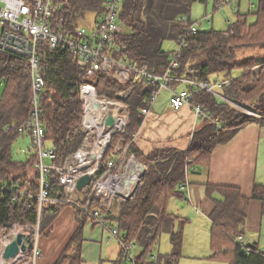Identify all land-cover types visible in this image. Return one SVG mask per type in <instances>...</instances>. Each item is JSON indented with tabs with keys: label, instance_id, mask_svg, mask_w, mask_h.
<instances>
[{
	"label": "trees",
	"instance_id": "obj_1",
	"mask_svg": "<svg viewBox=\"0 0 264 264\" xmlns=\"http://www.w3.org/2000/svg\"><path fill=\"white\" fill-rule=\"evenodd\" d=\"M57 1L62 4L61 13L68 33L83 26L82 21L88 12L93 13L92 23H96L102 15L105 2ZM206 1L122 0L119 21L125 31L117 34L115 40L124 48L113 55L117 58L126 57L139 66L147 65L151 71L160 73L167 66L171 54L163 50V41L174 40L177 43L186 35L179 51L177 73L202 81H210L213 76L229 78V85L220 88L219 93L244 104L250 102L257 112L264 115V0H257L256 9L246 14H241L238 5H235L237 17L225 30L197 29L195 33L186 34L193 23L190 20L193 4ZM220 2L225 0H214L213 10L219 9ZM249 15L253 16L252 21L248 19ZM242 51L245 55H240ZM40 54L41 73L45 82L41 98L45 142L49 141L54 150L52 163L60 165L81 145L84 138L80 126L82 104L78 86L87 79L84 68L67 49L50 48L44 43ZM233 68L241 70V74L233 77ZM94 79L100 96L114 98L119 91L132 88L125 99L129 111L128 123L122 133L112 136L104 165L106 158L112 156L115 145L120 143L146 167L135 196L122 204L117 214L110 215L102 207L109 226L117 227L127 242L139 248L135 255L137 264H178L182 257V235L186 219L167 210L169 199L184 197V192L178 188L179 184L187 180L190 168L208 166L211 153L217 145L231 140L247 123H263L264 119L239 113L227 101L207 91L198 90L194 100L201 104L207 117L201 116V123L189 133V147L178 149L154 145L143 152L135 141L145 119L141 108L147 106L153 87L144 81L118 83L105 74H96ZM0 81L3 83L0 93V185L4 186L0 188L1 232L15 223L36 224L37 199L30 198L28 193H36L38 190V171L35 168V153L30 154L25 161H16L11 156L12 141L22 133L18 128L27 120L30 111L31 78L26 60L0 52ZM180 86L191 88L186 82ZM30 167H34L33 175L28 173ZM49 181L51 196L62 191L58 177L52 170ZM13 185L19 187L20 193L11 202L10 187ZM206 195L213 202L208 215L212 250L210 258L226 264H264V254L256 245L246 246L234 240L243 231L249 199L261 200L264 209L263 187L255 184L251 197H246L238 187L206 183ZM65 206L73 208L76 225L53 264H80L83 227L87 220L91 221L87 211L63 201L48 205V210L53 211L45 220L47 209L42 211L40 236L50 234L54 218ZM95 207H101L98 199H94L92 205L88 206L90 209ZM163 232L169 234L171 244V250L166 254H161L156 248L157 240ZM119 258L126 261L121 252Z\"/></svg>",
	"mask_w": 264,
	"mask_h": 264
},
{
	"label": "built area",
	"instance_id": "obj_2",
	"mask_svg": "<svg viewBox=\"0 0 264 264\" xmlns=\"http://www.w3.org/2000/svg\"><path fill=\"white\" fill-rule=\"evenodd\" d=\"M230 1L232 0H225L224 3ZM121 4L122 0H105L102 15L96 23L89 27H76L72 33H68L61 13L62 4L57 0H0V52L25 59L30 70V111L27 120L18 130L27 132L30 136L36 155L35 168L38 171V190L36 193H28L30 198L37 199V222L35 225L15 223L8 227L9 233L0 232V264H35L41 254L39 221L42 211L47 209L48 205L59 201L68 202L87 211L88 219L106 229L109 239H115L125 260L137 264L135 256L131 254L135 245L127 242L125 235L120 233L117 227H108L107 215L102 209L103 207L110 211L113 201L132 199L143 177V169H146L145 165L120 143L115 145L112 156L106 158L104 165L112 136L122 133L128 123L129 111L125 99L130 95L132 88L119 91L114 98L100 96L96 91V74H105L118 83L144 81L151 85L153 90L147 100V106L141 108L145 116L151 111L164 88L168 90L170 107L179 109L189 106L196 118L207 117L201 104L194 100L198 90L207 91L231 103L228 98L215 91L229 85L231 79L214 77L210 81H202L177 73L179 51L186 35L177 42V50L171 52L167 66L160 73L151 71L147 65L139 66L126 57H115L113 53L124 48L115 40L117 34L125 31L119 21ZM222 7L223 2H220L218 8ZM196 30L197 27L192 23L185 33H195ZM44 43L50 48L62 47L73 53L77 63L84 68L87 79L78 86L82 104L80 126L84 138L81 145L60 165L52 163L55 155L51 145L45 147L46 133L41 118V98L45 82L40 67V49ZM182 82H186L191 88L179 87ZM247 114L264 119V115L256 112ZM108 116L113 118L110 125L106 123ZM82 167L86 168L82 170ZM51 170L57 175L59 188L62 189L54 196H51L49 181ZM85 174L89 176V180L78 189L77 182ZM188 186V180H185L178 188L187 192ZM0 188L3 189L4 186L0 185ZM10 190L13 202L17 199L20 189L13 185ZM94 199H98L101 207L88 208ZM18 232L30 235V247L24 251L19 250L9 259L3 258V249ZM234 240L243 244L242 234H237ZM262 253L264 254V250Z\"/></svg>",
	"mask_w": 264,
	"mask_h": 264
},
{
	"label": "crops",
	"instance_id": "obj_3",
	"mask_svg": "<svg viewBox=\"0 0 264 264\" xmlns=\"http://www.w3.org/2000/svg\"><path fill=\"white\" fill-rule=\"evenodd\" d=\"M250 6H253V3L249 0L248 10L240 13L246 14L249 12ZM240 74L241 71L234 77ZM157 101L145 116L139 131L143 130L144 134L141 132L139 137L136 138V145L143 152H147L154 145L187 149L190 145L189 133L201 121L199 123V118L195 117L189 106L173 109L170 107L168 99L156 106ZM163 117L167 119L165 122ZM167 121H170V130L165 125ZM141 134H143V137ZM190 170L187 176L188 191L184 192V197H178L179 200L184 202L180 205H186L189 208V210L177 209L179 211L178 216L186 219L183 228L182 257L180 259L182 261L179 260L178 264L180 262L181 264H226L221 260L210 258L212 250L210 247V220L208 215L213 207V202L206 195V183L238 187L246 197H251L255 184L261 185L264 191V122L251 121L247 123L231 140L219 144L213 149L208 166L192 167ZM28 173L33 175L34 167H30ZM215 197L218 198V195L215 194ZM169 202L167 203V210L173 213L169 210ZM75 225L73 208H70V206L63 207L54 218L50 234L48 236L41 234L40 241L41 239L44 240H42L41 247L44 249L41 248L37 264L54 263L72 234ZM192 225L196 227L198 235L196 239L190 235V232H193L190 229ZM59 231H61V235H57ZM107 234L109 232L101 225L88 220L85 222L80 264H102L104 256L108 257L112 264L124 262L119 258L120 248L118 244H107V254L103 253V242L110 243L107 238L111 240ZM241 234L244 245H256L260 250H264V209L261 200L249 199L247 217ZM55 239L56 242L53 243ZM198 239L204 243L200 245L199 242L195 241ZM46 241L47 244L44 243Z\"/></svg>",
	"mask_w": 264,
	"mask_h": 264
},
{
	"label": "rangeland",
	"instance_id": "obj_4",
	"mask_svg": "<svg viewBox=\"0 0 264 264\" xmlns=\"http://www.w3.org/2000/svg\"><path fill=\"white\" fill-rule=\"evenodd\" d=\"M250 1H252V3H253V6H250V8H249L250 11L255 10L257 7V0H250ZM248 3H249V0H232L228 3L223 2L222 8L217 9V10H213L214 0H207L205 3L197 2V3L193 4L192 9L190 11V20L195 24L197 29H200L202 31H206V30L211 29V28L218 29V30H225L227 28L228 24L233 22L236 19L235 18L236 12L234 9V5H239V11L244 12V11L248 10L247 9ZM93 17H94L93 13H91V12L86 13L84 20L82 21L83 26L86 27V26H89L90 24L93 25V23H92ZM248 19L252 21L253 16L249 15ZM162 48L165 51L172 52L174 50H177V43L174 40H164L162 43ZM242 54L245 55V52H243V51L240 52V55H242ZM239 71H241V70H239L237 68H233L232 72H231L232 76L234 77L236 74L239 73ZM214 77L215 76H213L212 78H214ZM179 87H181V86H179ZM2 88H3V83L0 81V93L2 91ZM215 91L219 92L218 89H215ZM167 99H168V90L166 88H164L160 91V93L157 97L158 101L156 103V106L160 105L159 103L163 102L164 100L167 101ZM229 100L231 101V103L230 102H228V103H230V105L233 108H235L239 113L248 115L247 114L248 112H256L257 114H261V113L256 111V109L253 107V104L251 105L250 102L247 104H244V103H241L240 101H236L233 99H229ZM156 110H157V108H156ZM156 110L154 109V111H156ZM261 115H263V114H261ZM163 120L165 122L167 119L163 117ZM199 123H200V119H199ZM165 125L167 127H169V130H170V128H171L170 121H167L165 123ZM163 126H164V124H163ZM141 132L144 134L143 130H141ZM141 132H139L137 138L139 137ZM143 134H141L142 137H143ZM141 144H145V143H141ZM45 147L46 148L50 147L49 141L45 142ZM34 153H35V151L32 147L31 139H30V136L28 135L27 132L21 133L12 141L11 156L14 160L25 161V160H27V158L29 157L30 154H34ZM32 174H34V173H32ZM169 201H170L169 202V210L172 211L174 215L179 214L178 213L179 211H177V209L179 210V208H183V210H189V208H187L186 205H180L184 202L179 200L178 197H173ZM125 202L126 201H120V202L118 200L113 201V204H112L111 210L109 211V214L110 215L117 214L119 212L120 206L122 204H124ZM46 207L47 206H45V208ZM70 208H72V207L70 206ZM51 211H53V210L52 209L47 210V213L44 216V220H45V218L48 217V215H50ZM44 220H43V222H44ZM66 225H68V224H66ZM177 225H178V222H176V226ZM65 227H67V226H65ZM108 227H109V225H108ZM190 229L193 230V232H190V235L192 236V238L196 239L198 237L197 232H196V227L192 225ZM2 231L9 233L10 229L6 228L5 230H2ZM59 234L61 235V231H59L57 235H59ZM183 235H182V237L184 239ZM107 236L109 237V234H107ZM40 237H39V249L41 252V248H42L41 246H42V240L43 239H41V241H40ZM107 241L110 243H107L105 241L103 242V249L102 250H103L104 254H107V250H108L106 248L107 244H112V245L117 244L115 239L108 240V238H107ZM195 241L199 242L200 245L204 243V242L202 243L200 241V239L195 240ZM55 242H56V239L53 241V243H55ZM44 243L47 244L48 242L46 241ZM156 248H157V250H159V252L161 254H166V253L170 252L171 244H170V239H169L168 233L163 232L160 234V236L157 240V243H156ZM43 249L44 248H42V250ZM183 249H184V245H183ZM181 250H182V248H181ZM138 252H139V248L134 247V248H132L131 254L133 256H135ZM39 258H40V255L36 259L35 264H37V262L39 261ZM103 260L104 261L102 262V264H112L108 260V257H106V256L103 257ZM180 261H182V260H180ZM121 264H132V263L130 261H124ZM179 264H181V262Z\"/></svg>",
	"mask_w": 264,
	"mask_h": 264
},
{
	"label": "water",
	"instance_id": "obj_5",
	"mask_svg": "<svg viewBox=\"0 0 264 264\" xmlns=\"http://www.w3.org/2000/svg\"><path fill=\"white\" fill-rule=\"evenodd\" d=\"M107 124L113 123V118L108 116L106 119ZM86 167H82L84 170ZM145 169H143L142 175L144 174ZM89 180V176L87 174L83 175L77 182V188L81 189L83 185ZM31 245V237L29 234H25L22 232L15 233L12 236L11 241L5 246L2 251V257L5 259H9L13 257L19 250L24 251L26 248Z\"/></svg>",
	"mask_w": 264,
	"mask_h": 264
}]
</instances>
